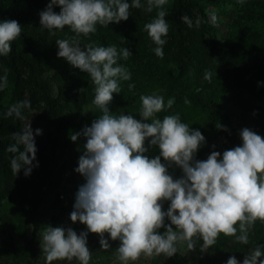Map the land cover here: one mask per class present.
<instances>
[{"label": "clouds", "instance_id": "obj_1", "mask_svg": "<svg viewBox=\"0 0 264 264\" xmlns=\"http://www.w3.org/2000/svg\"><path fill=\"white\" fill-rule=\"evenodd\" d=\"M167 3L147 0L145 6L141 0H48L39 12L40 26L50 34L65 27L75 34L71 40H55L57 56L90 76L95 86L93 103L102 113L90 126L70 135L73 142L81 135L86 141L75 168L84 183L75 193L69 215L72 223L84 224L86 231L78 234L70 226L46 225L39 234L46 264L73 260L89 264V233L100 237L103 250L110 248L109 240L119 241L117 259L130 264L141 256L170 258L181 245H186L187 252L195 251L198 241H202L199 249L203 253L221 234L247 245L256 221L264 223V137L245 127L239 132V146L222 153L211 151L206 159H196L205 143L201 131L182 122L179 114L162 119L157 116L172 107L174 98L165 104L161 95H141L139 119L110 111L113 94L121 93L120 81L131 79L129 70L118 64V60L133 55L127 47L118 51L115 45L90 43L81 48L79 37L94 34L98 24L107 27L111 22L127 20L130 8L144 7L149 13L155 8L156 16L144 30L157 45L155 55L163 58L164 37L169 31ZM54 6L59 12L53 10ZM183 19L191 26L187 17ZM20 35L21 25L16 20L0 21V55L9 54L11 42ZM212 75L206 71L204 78L210 81ZM0 81V88L7 86L6 75ZM128 87L131 90L134 85ZM29 106L27 100L18 102L5 115L23 119L21 110ZM216 127L227 131L219 123ZM40 134L41 129H35V135ZM12 138L15 143L7 149L16 154L11 159L12 172L16 176L23 168L28 176L38 166L33 165L37 149L30 123L21 132H14ZM153 147L159 154L146 155ZM173 166L181 170L179 177L170 174ZM262 257L264 245H257L245 253L242 262L230 256L226 264H264Z\"/></svg>", "mask_w": 264, "mask_h": 264}, {"label": "rangeland", "instance_id": "obj_2", "mask_svg": "<svg viewBox=\"0 0 264 264\" xmlns=\"http://www.w3.org/2000/svg\"><path fill=\"white\" fill-rule=\"evenodd\" d=\"M13 1L16 2L0 0V5L10 6ZM19 2L44 10L48 0ZM146 2L147 0H141L142 5L146 6ZM53 10L59 12V7L54 6ZM166 11L169 31L164 37V56L160 58L165 75L164 86L134 92L136 107L133 112L116 110L112 114H131L139 119L141 95H161L165 104L169 98H174L172 107L166 108L157 116L162 119L165 115L179 114L182 122L201 131L205 143L196 153V159L200 160L206 159L211 151L222 153L226 149L221 144L226 143L223 133L216 134L204 123L207 111L194 101L196 97L209 99L214 108L221 112L224 127L236 139L238 146L241 144L239 132L245 127L264 137V0H243V3L238 0H174L166 6ZM129 14L127 20L111 22L105 28L123 32L143 20L147 12L144 7L130 8ZM213 16L216 17L215 23L212 22ZM184 17H187L191 26ZM243 32L248 40L241 36ZM206 71L213 74L210 81L204 78ZM5 75L7 86L0 88V102L3 105L7 104L14 85L12 75L0 67V77ZM245 81H249V87L243 84ZM185 100L188 102L185 103ZM101 114L94 103L87 104L74 121V127H77L82 116H87L92 122ZM51 115L44 102L37 101L33 108L23 111L22 126L24 128L30 123L34 139L46 140L48 132L53 129ZM35 129H41V134L35 135ZM82 151L83 149L68 142L63 144L60 154L55 151L56 155L49 158L45 186L37 196L35 207L29 202L27 184L19 173L14 175L11 160L8 162L7 170L11 175L13 188L11 193L0 197V264H46L39 234L46 225H51L52 215L62 217L64 214L70 215L73 210L75 193L84 183V178L75 171ZM158 154L159 150L155 147L146 153L150 157ZM169 172L174 178L182 174L175 166L169 168ZM57 195L62 201L54 208L53 200ZM167 206L165 202V210ZM34 224L38 229L33 238ZM80 227L76 231L78 234L86 231L84 224ZM163 230L160 229L161 232ZM99 239L93 233L87 236V246L91 251L89 264H121L116 252L119 241L109 240L110 248L103 250ZM201 243L202 241L197 242L195 251L187 252L186 245H181L178 253L170 258L163 255L150 258L141 256L130 264H226L230 256H235L242 262L249 249L264 245V223L256 221L249 231L247 245L223 234L206 252L200 251ZM53 264L79 262L54 261Z\"/></svg>", "mask_w": 264, "mask_h": 264}, {"label": "trees", "instance_id": "obj_3", "mask_svg": "<svg viewBox=\"0 0 264 264\" xmlns=\"http://www.w3.org/2000/svg\"><path fill=\"white\" fill-rule=\"evenodd\" d=\"M172 2L174 0H168L165 9ZM42 10L34 5L22 4L19 0L11 2L10 6L0 5V21L16 20L21 25V35L11 42L12 51L7 55H0V67L12 75L14 84L7 104L3 105L0 102V197L12 191L11 175L7 169L8 162L16 154L10 153L7 149L15 142L12 134L23 129L21 119L15 115L8 117L5 113L10 106L25 100L29 101L30 106L22 108V115L25 109L33 108L37 101L44 102L52 113L53 129L48 132L47 139H35L37 151L33 165L38 163V166L33 167L28 176L24 175L23 168L19 172L28 186L29 202L32 207H35L37 196L45 186L48 160L56 155L55 151L60 154L63 144L68 142L83 149L85 138L81 135L73 142L70 135L91 125V120H88L87 116L79 118L77 127H74V121L79 117L83 106L93 103L95 95V86L90 76L57 56L58 46L55 40H71L75 34L67 27L55 31V35L42 29L39 23V12ZM156 12L155 8L152 12H147L143 20L123 32H114L97 25L94 34L79 37L81 48L90 43L105 47L115 45L118 51L127 47L133 54L127 60H118V64L129 70L131 79L120 81L121 93H114L108 105L112 113L116 110L133 112L136 107L134 92L164 86L165 75L160 65V57H157L153 51L157 45L144 30V25L151 22ZM241 36L248 40L245 32ZM129 84L134 85L131 90ZM243 84L250 86L249 81ZM79 89L83 91L80 92ZM194 101L207 111L204 123L216 134L223 133L226 145L224 143L221 145L226 150L238 146L233 136L224 129L216 127L217 123L224 126V119L209 99L196 97ZM21 150H23L22 146ZM61 201L62 198L57 195L53 200V207H57ZM50 223L51 226H61V217L52 215ZM37 229L38 226L34 224L33 238Z\"/></svg>", "mask_w": 264, "mask_h": 264}, {"label": "built area", "instance_id": "obj_4", "mask_svg": "<svg viewBox=\"0 0 264 264\" xmlns=\"http://www.w3.org/2000/svg\"><path fill=\"white\" fill-rule=\"evenodd\" d=\"M75 224L76 225H74V223L71 222L68 214H64L61 217V226H64V227H69L70 226L75 231L80 230L81 229V227L79 228V226L81 225L80 222L77 221Z\"/></svg>", "mask_w": 264, "mask_h": 264}]
</instances>
